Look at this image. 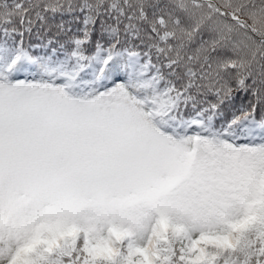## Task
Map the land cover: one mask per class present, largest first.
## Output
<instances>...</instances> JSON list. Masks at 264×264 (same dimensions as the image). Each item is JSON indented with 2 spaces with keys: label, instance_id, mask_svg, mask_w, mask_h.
<instances>
[{
  "label": "snow or ice",
  "instance_id": "1",
  "mask_svg": "<svg viewBox=\"0 0 264 264\" xmlns=\"http://www.w3.org/2000/svg\"><path fill=\"white\" fill-rule=\"evenodd\" d=\"M0 264H264V0H0Z\"/></svg>",
  "mask_w": 264,
  "mask_h": 264
}]
</instances>
